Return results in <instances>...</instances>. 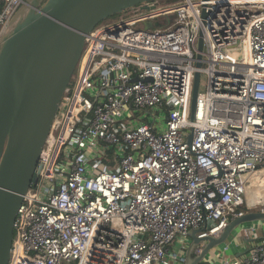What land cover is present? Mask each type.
Returning a JSON list of instances; mask_svg holds the SVG:
<instances>
[{
    "label": "built area",
    "instance_id": "2783aa9c",
    "mask_svg": "<svg viewBox=\"0 0 264 264\" xmlns=\"http://www.w3.org/2000/svg\"><path fill=\"white\" fill-rule=\"evenodd\" d=\"M27 4L0 0V47ZM148 7L86 35L9 264H186L191 229L217 236L244 213L264 170V0ZM240 264H264V233Z\"/></svg>",
    "mask_w": 264,
    "mask_h": 264
},
{
    "label": "water",
    "instance_id": "95a60500",
    "mask_svg": "<svg viewBox=\"0 0 264 264\" xmlns=\"http://www.w3.org/2000/svg\"><path fill=\"white\" fill-rule=\"evenodd\" d=\"M153 1L28 0L26 15L13 18V27L3 36L0 47V264H9L24 196L42 170L41 154L81 61L86 35L109 17L137 6L149 8L148 3ZM198 49L197 66L201 67L202 36ZM200 82L201 73L197 71L192 120ZM259 220H264V209L232 218L217 236L198 237L203 229H191L186 264H200L241 225ZM200 243L203 250L194 255Z\"/></svg>",
    "mask_w": 264,
    "mask_h": 264
},
{
    "label": "crops",
    "instance_id": "0c3cea01",
    "mask_svg": "<svg viewBox=\"0 0 264 264\" xmlns=\"http://www.w3.org/2000/svg\"><path fill=\"white\" fill-rule=\"evenodd\" d=\"M260 202L252 200L250 201V198L247 197V207H242V209L244 210V212L255 210L253 209L254 206L256 205V203ZM263 233L264 220L248 222L241 225L237 230H235V232L226 243L220 245L217 248H214L209 252L207 258L203 260L205 261V263L203 264H240L249 251L250 247L260 240ZM226 246L228 248L224 249V247ZM200 264H202V261Z\"/></svg>",
    "mask_w": 264,
    "mask_h": 264
},
{
    "label": "rangeland",
    "instance_id": "374dc122",
    "mask_svg": "<svg viewBox=\"0 0 264 264\" xmlns=\"http://www.w3.org/2000/svg\"><path fill=\"white\" fill-rule=\"evenodd\" d=\"M157 1L159 2V4L175 2L174 0H157ZM28 11H29L28 4L22 6L20 8L19 12L16 15V20H18V19L22 18L24 15H26V13ZM137 11H139V9L136 10V11L135 10L134 11L129 10V11H126L125 13H117L116 15L111 16L107 20H105L102 23H100V25L107 24L108 22L109 23L115 22V21L119 20L123 16L133 15ZM152 22L155 24L156 27L158 26V18L152 19ZM12 27H13V24L11 22L10 29L8 30V32L11 31ZM80 68H81V61H80L79 65H78L77 71H79ZM205 77H206L205 74L201 76V90H203L204 87H205V82H206V78ZM257 175H259L260 179H258L256 181L252 180L250 182L249 190L247 191L246 196L250 198V201L251 200L252 201H257V202L262 201L260 203H256V205L253 208L255 210H260V209H264V170L258 172ZM256 178H258V177H256ZM41 179H43V176H42ZM248 201H249V199H248ZM246 207H247V203L244 204L243 208H246ZM229 252H232V251H229ZM203 263H205V261H202V264Z\"/></svg>",
    "mask_w": 264,
    "mask_h": 264
},
{
    "label": "bare ground",
    "instance_id": "6f19581e",
    "mask_svg": "<svg viewBox=\"0 0 264 264\" xmlns=\"http://www.w3.org/2000/svg\"><path fill=\"white\" fill-rule=\"evenodd\" d=\"M263 176V175H262ZM256 177H259V175H257V173L256 174H254L253 176H251L250 178H248L250 181H252V180H254V181H256V180H258V179H260V178H256ZM261 177V176H260ZM43 182H44V179H38V181L36 182V185H35V187L33 188V192L34 193H38L39 191H40V188L42 187V184H43Z\"/></svg>",
    "mask_w": 264,
    "mask_h": 264
},
{
    "label": "trees",
    "instance_id": "16d2710c",
    "mask_svg": "<svg viewBox=\"0 0 264 264\" xmlns=\"http://www.w3.org/2000/svg\"><path fill=\"white\" fill-rule=\"evenodd\" d=\"M157 1V0H156ZM174 1H180V0H174ZM76 73H77V71L75 72V74H74V76H73V78H72V81H74L75 80V78H76ZM244 206V205H243Z\"/></svg>",
    "mask_w": 264,
    "mask_h": 264
}]
</instances>
